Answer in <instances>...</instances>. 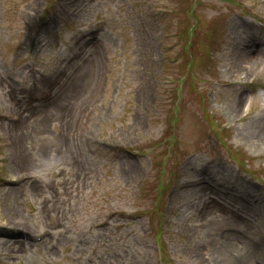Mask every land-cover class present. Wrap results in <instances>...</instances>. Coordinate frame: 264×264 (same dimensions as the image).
Returning <instances> with one entry per match:
<instances>
[{"label":"rangeland","instance_id":"rangeland-1","mask_svg":"<svg viewBox=\"0 0 264 264\" xmlns=\"http://www.w3.org/2000/svg\"><path fill=\"white\" fill-rule=\"evenodd\" d=\"M0 264H264V0H0Z\"/></svg>","mask_w":264,"mask_h":264},{"label":"bare ground","instance_id":"bare-ground-1","mask_svg":"<svg viewBox=\"0 0 264 264\" xmlns=\"http://www.w3.org/2000/svg\"><path fill=\"white\" fill-rule=\"evenodd\" d=\"M74 79V78H73ZM83 78L81 77L80 80H78L77 84H76V88L81 86V82H82ZM80 81V84H79Z\"/></svg>","mask_w":264,"mask_h":264}]
</instances>
